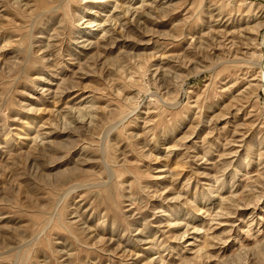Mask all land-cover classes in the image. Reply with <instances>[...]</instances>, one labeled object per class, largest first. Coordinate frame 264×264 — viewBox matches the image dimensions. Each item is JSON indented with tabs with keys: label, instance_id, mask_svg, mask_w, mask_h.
Instances as JSON below:
<instances>
[{
	"label": "rangeland",
	"instance_id": "rangeland-1",
	"mask_svg": "<svg viewBox=\"0 0 264 264\" xmlns=\"http://www.w3.org/2000/svg\"><path fill=\"white\" fill-rule=\"evenodd\" d=\"M0 264H264V0H0Z\"/></svg>",
	"mask_w": 264,
	"mask_h": 264
}]
</instances>
